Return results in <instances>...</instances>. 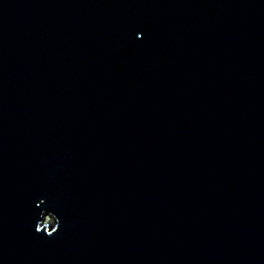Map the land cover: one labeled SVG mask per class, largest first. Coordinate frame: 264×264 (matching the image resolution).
Returning a JSON list of instances; mask_svg holds the SVG:
<instances>
[{"label": "water", "instance_id": "water-1", "mask_svg": "<svg viewBox=\"0 0 264 264\" xmlns=\"http://www.w3.org/2000/svg\"><path fill=\"white\" fill-rule=\"evenodd\" d=\"M0 264H264V0H0Z\"/></svg>", "mask_w": 264, "mask_h": 264}]
</instances>
